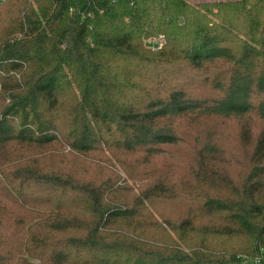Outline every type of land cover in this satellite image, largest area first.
Instances as JSON below:
<instances>
[{"label":"trees","instance_id":"1","mask_svg":"<svg viewBox=\"0 0 264 264\" xmlns=\"http://www.w3.org/2000/svg\"><path fill=\"white\" fill-rule=\"evenodd\" d=\"M260 252L264 0H0V264Z\"/></svg>","mask_w":264,"mask_h":264},{"label":"built area","instance_id":"2","mask_svg":"<svg viewBox=\"0 0 264 264\" xmlns=\"http://www.w3.org/2000/svg\"><path fill=\"white\" fill-rule=\"evenodd\" d=\"M153 48H158L160 47V43L156 41H151ZM241 258L244 263H249V264H264V252H260L257 255L250 256L243 254L241 255Z\"/></svg>","mask_w":264,"mask_h":264},{"label":"rangeland","instance_id":"3","mask_svg":"<svg viewBox=\"0 0 264 264\" xmlns=\"http://www.w3.org/2000/svg\"><path fill=\"white\" fill-rule=\"evenodd\" d=\"M187 1H189V2H191V3H196V2H200V1H208V0H187ZM212 1V0H211ZM159 39V37L158 38H155V39H151V41L153 42V41H157ZM170 211H172V209H170Z\"/></svg>","mask_w":264,"mask_h":264}]
</instances>
